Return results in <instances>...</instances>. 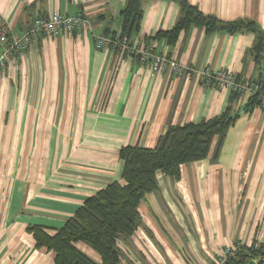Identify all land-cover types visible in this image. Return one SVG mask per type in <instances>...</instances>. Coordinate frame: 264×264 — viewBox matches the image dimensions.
Instances as JSON below:
<instances>
[{
  "label": "crops",
  "instance_id": "0c3cea01",
  "mask_svg": "<svg viewBox=\"0 0 264 264\" xmlns=\"http://www.w3.org/2000/svg\"><path fill=\"white\" fill-rule=\"evenodd\" d=\"M127 1L0 0L13 35L55 11L83 13L91 23L88 33L39 36L0 76V264H55L32 227L53 235L87 198L121 182L122 147L153 148L170 126L226 111L236 119L205 159L182 166L178 178L157 172L135 232L118 241L119 264H214L226 249L264 245V112L196 76L223 69L264 84V0H185L203 15L255 30L190 26L172 45L154 36L176 25L178 0H141L132 45L149 39L156 54L180 64L179 74L95 48L96 37L120 32ZM75 246L100 262L87 245Z\"/></svg>",
  "mask_w": 264,
  "mask_h": 264
},
{
  "label": "trees",
  "instance_id": "16d2710c",
  "mask_svg": "<svg viewBox=\"0 0 264 264\" xmlns=\"http://www.w3.org/2000/svg\"><path fill=\"white\" fill-rule=\"evenodd\" d=\"M178 2L181 13L176 25L170 31L159 32L154 36L164 38L169 45L174 44L179 33L190 26L203 27L208 33L255 30L251 23L221 22L203 15L185 0ZM141 15V0H128L119 15L120 32L106 38L119 45L125 39V44L132 46L131 38L139 29ZM257 35L258 44L253 50L259 62L263 37L259 32ZM148 40L145 39L144 46L150 45ZM118 44L114 48L116 52H119ZM260 84L264 89V84ZM249 100L257 104L255 98ZM235 119L236 116L226 111L218 117L197 124L170 126L153 148L137 145L122 147L119 151L123 164L121 182L114 181L87 198L53 235L47 234L40 226L32 227L36 245L54 252L55 264H119L118 241L122 236H130L135 232L140 218L139 203L146 194L156 189L157 172L178 178L182 166L205 159L209 155L215 138H219L221 142ZM81 243L94 251L100 262H94L81 253L75 246ZM225 262L264 264V245L258 248L239 246Z\"/></svg>",
  "mask_w": 264,
  "mask_h": 264
},
{
  "label": "built area",
  "instance_id": "2783aa9c",
  "mask_svg": "<svg viewBox=\"0 0 264 264\" xmlns=\"http://www.w3.org/2000/svg\"><path fill=\"white\" fill-rule=\"evenodd\" d=\"M91 29L89 19L83 13L68 16L58 11L47 16L35 18L21 35H13L10 27L0 17V76L7 65L14 61L34 40L41 35H54L63 32L78 31L88 33ZM118 44V43H117ZM116 43L105 36L96 37L95 48L112 50L114 53ZM119 45V44H118ZM127 56L137 58L141 63L148 64L153 71L171 69L175 73L181 68L171 59L153 52V46H128L124 41L118 46ZM118 53V51H117ZM197 80L204 86H215L245 95L249 99H256L258 108L264 112V89L258 81L239 79L233 72L228 70L211 71L208 68L197 70ZM234 249H226L214 262V264H226V259L232 256Z\"/></svg>",
  "mask_w": 264,
  "mask_h": 264
},
{
  "label": "rangeland",
  "instance_id": "374dc122",
  "mask_svg": "<svg viewBox=\"0 0 264 264\" xmlns=\"http://www.w3.org/2000/svg\"><path fill=\"white\" fill-rule=\"evenodd\" d=\"M173 62H175V64H177L180 68H181V66H180V64L178 63V62H176V61H174V60H172ZM181 71H182V68H181ZM180 71V72H181ZM174 72V71H173ZM180 72H177L178 74L180 73ZM197 72V71H196ZM196 76H197V74H196Z\"/></svg>",
  "mask_w": 264,
  "mask_h": 264
}]
</instances>
